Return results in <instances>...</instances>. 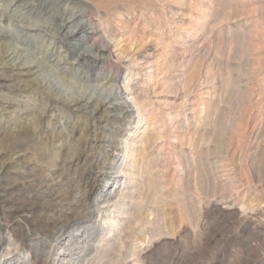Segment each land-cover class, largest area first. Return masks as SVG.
<instances>
[{"label":"rangeland","instance_id":"obj_1","mask_svg":"<svg viewBox=\"0 0 264 264\" xmlns=\"http://www.w3.org/2000/svg\"><path fill=\"white\" fill-rule=\"evenodd\" d=\"M14 2L21 14L53 11L55 23L75 16L60 30L74 29L66 41L26 26L13 38L33 47L29 59L41 41L51 49L35 63L0 65V264L34 253L53 264L54 243L75 230L73 255L88 235L81 255L91 264H264V0H217L203 17L201 0ZM12 29L2 25L0 40ZM103 29L137 40L148 67L117 60L113 41L99 48ZM63 50L69 58L56 61ZM84 86L91 104L72 98ZM129 88L143 116L125 107ZM134 136L151 163H139L122 190L119 227L108 236L119 243L98 248L113 208L96 212L98 194L104 186L117 196L111 158Z\"/></svg>","mask_w":264,"mask_h":264},{"label":"bare ground","instance_id":"obj_2","mask_svg":"<svg viewBox=\"0 0 264 264\" xmlns=\"http://www.w3.org/2000/svg\"><path fill=\"white\" fill-rule=\"evenodd\" d=\"M61 1H62L63 8L64 9L67 8V4H68V1L69 0H61ZM201 2L205 5L203 7H201L202 5L200 6L202 8V10H204V12L202 13L203 14L202 17H203V16L209 15V14L206 13L207 10L210 9L211 7H215L216 6V3H217V0H201ZM14 4H15L14 0H6V1H3V2L0 0V29H1V26L2 25L5 28H7L9 26H12L13 27L12 30H8V37L6 38V40H0V65L1 66L3 64H6V63L7 64L8 63L9 64H21V65L29 64L31 62L32 63H35L36 60H37V58H39V57L42 58L43 52H49V50L51 49V45L46 44L43 41H41L40 44L37 47H35V50L33 52L34 53L33 54V58L32 59H29V57H28L29 56L28 51L31 50L33 47L29 46V44H27L25 40L19 41V40H16L15 38H13V35H18L19 32H22V31L28 32V30H26V26H34V27L35 26H39L41 28L43 27L46 32H50V33H53V34H58L65 41L68 40V39H70V36L74 34V29H69V28L66 29L65 32H63V33L60 32V30L66 25V23L69 22V21H72L73 16H75L73 13H71L72 11H70L69 16H67V17H61L58 20V23H55L52 20V16H51L52 13H53V11H51L52 12L51 15L50 14L47 15V12H45V11L44 12L38 11V10L32 11V9L34 10V8H32V9L30 8L27 12H25L24 14H21L20 13V9H18L17 6H14ZM77 4L81 6L80 8L84 7V8H87L88 9V6L86 4H84L82 1L77 2ZM200 7H198V8H200ZM83 9H81V10H83ZM57 10H58V8H57ZM54 15H55V12H54ZM18 24H21V25L18 26ZM101 31H102V34L104 35V38H103V40H101V44L98 45L99 48L101 46H104L105 48H108L109 45H111L110 42L113 41L114 44L112 43L113 44L112 47L115 50V58H117V60L118 59H121V58H126V59H128L129 63H131L132 65H137V66H145L146 65L147 66V64L149 63V60L146 58V55L144 54V47L142 45H140V43L138 44L136 42L137 40L135 42H131V41L127 40L126 38L123 39V34L120 33L119 38H122L123 40L119 42V41H116L118 39H116V36L112 33L111 30L103 29ZM31 34L32 35H36V30H35V32H32ZM42 35H45V34H42ZM51 38L52 39H55L54 37H51ZM119 40H121V39H119ZM60 47H63V45H61ZM145 49H146V47H145ZM56 57H57V60L56 61H59V60L66 61L69 58V54L66 52V50H63L62 53H57L56 54ZM16 59H19L18 62H14ZM186 66H188V65H186ZM56 72H57V74H61L63 77H65L64 74H63V72L61 70L59 71V70L56 69ZM0 74H2L1 70H0ZM155 78L156 79H159L161 77H160V75H156ZM125 80H126V78L124 80L122 79V81H125ZM145 81H146V78L143 80V82H145ZM147 81L150 82V79L147 80ZM78 82L81 83L82 81H77V83ZM144 88H146V87H144ZM79 89H81V88H79ZM86 89H88V87L87 86H84V89L82 90V92H84V93L81 94V95H79L77 98L72 97V98H74L73 100H75L77 103L78 102L80 103L82 101H85L84 102L85 104H91V99H93L92 98L93 94H90L89 92L86 94V91H87ZM94 89H95V86H94ZM112 89L113 88H111V89L110 88H107V90H109L107 92H110ZM130 90H131V88H129V90H126L125 92H123V97L121 96L123 98V103L125 104V107L133 110L138 115H142L143 116L142 111H144V106H143V104L139 101V99L136 96H134V95L132 96L131 95V93L134 92L133 89L131 91ZM92 93H93V90H92ZM106 98H108V94H106V96L104 95V97L100 100V102L97 103L93 107V109H92L91 112H94L99 107L100 108L103 107V105H104L103 103H106L105 102ZM185 102H186V100H183L182 103L179 104L178 106H183ZM197 102H199V101H197ZM108 103H111V102H108ZM80 106H82V105H80ZM207 110H206V106H205L202 114L206 115L207 114ZM148 119H150V120L152 119V121H151L152 124L155 123V122H157V120H159V119L156 120V115L154 117L152 116L151 118H148ZM165 122L167 124H171V122L169 121V118H166L165 119ZM165 126H167V125H165ZM136 136H134V138H132L131 140H128L127 138H124L123 142H120V143H122L123 145H125V149H121L120 152L115 153L113 155V157L111 158V162H110L111 163V167H110V170H113V169L118 168V171L115 170L116 172H114L112 174V176H111L113 185L120 186L117 196L112 198V196H110L112 191H110L109 193H106L105 190H104V186L99 191L98 196L99 197H104V199H103V202H101V203L97 202L95 204L96 205L95 206L96 212H99L101 210L102 205L105 204V203H107V202H109V201H113V203H112L113 204L112 205L113 208L111 209V211L108 212L110 215H108L107 222L104 224V227L101 228V231L98 234V237H97V240H96L98 242V245H99L98 248L104 247L106 249V247H108V246L111 247V245H115L116 243H119V242H116L115 243V241L111 242L108 239V236L114 235L113 234L114 233L113 227H119L120 219L116 216L115 213H117V211H119L120 208L125 207L124 197L128 196L127 195L128 194L127 191L126 192H123L122 190H124V189L127 190L128 189L127 188L128 182H132L133 183L134 182L133 180L137 179V177L135 176V172H136L137 169L140 170V168L138 167L139 163L140 164L143 163V162L151 163L150 158L145 157V156L142 155L143 153L146 152V149L149 146H145V147L142 146L141 147V146L137 145L138 142H141V139H140V137L135 138ZM153 136L154 137L151 139L152 142H154L155 139H157L159 137V136L157 137L156 134H154ZM183 143L184 142H181V145L180 144L179 145L180 146H183ZM6 153H7V151H6ZM179 153H180V150H174L173 151V154L175 155V159H179V158H177L179 156ZM5 164H7V163L6 162L0 163V169L6 167ZM76 164L77 163H75L74 165H76ZM82 174L79 176L78 182L82 181ZM105 209L108 210V208H105ZM91 211H92V209H91ZM97 215H98V213L96 214V216ZM79 218L81 219L82 217H79ZM62 226L60 228H63ZM77 232L78 231L75 230L73 232H69L68 234H66L64 236V238H63L64 239V242L60 246H58V247H57V245H59L58 242H55L54 243V246H55L54 247V251H55L54 253L55 254H54V258L52 260V263L53 264H91V261L90 260L86 259L84 255H81L82 253H86L87 254L86 251H87V246H88L89 243H87L86 240H88V238H89L88 235H86V238L84 239L85 241L81 245V251H80V253H78V254L76 253L75 256L73 255L72 249H73V245H74V239L79 235ZM81 233L82 232H80V235H81ZM50 237H52V236H50ZM113 237H115V239L117 238V240L119 238V237H117V235H115ZM131 251H132L131 253L134 254L133 247L131 248ZM61 255H64L66 257L64 258V256H61ZM46 257H44L43 259L42 258L39 259V257L37 256V254L34 253L32 255H29V254L28 255H25V256H23V257H21L19 259H21L22 264H46ZM19 259L17 258V259H15V261H17Z\"/></svg>","mask_w":264,"mask_h":264}]
</instances>
